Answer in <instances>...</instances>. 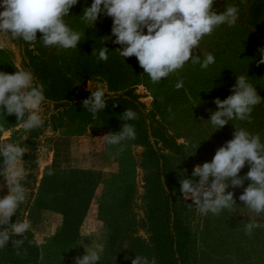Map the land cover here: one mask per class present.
Here are the masks:
<instances>
[{
    "label": "rangeland",
    "instance_id": "obj_1",
    "mask_svg": "<svg viewBox=\"0 0 264 264\" xmlns=\"http://www.w3.org/2000/svg\"><path fill=\"white\" fill-rule=\"evenodd\" d=\"M90 6L92 0H88ZM78 5V6H77ZM76 7H80L77 3ZM226 5L239 7V19L229 27L222 24L211 35L205 36L194 51L201 61L205 53L215 57V63L208 69L199 64L187 62L177 72L162 78L159 83L150 78L139 66L135 56L122 58L114 50L120 45L108 41V60H98L103 44L100 38L111 35L112 18L101 15L95 26L83 21L90 36H82L75 49H61L53 46L60 66L69 84L80 91H95L103 85L105 94L131 91L166 135L186 154L191 170L196 165L211 162L218 148L234 138L235 126L252 134L259 133L264 143V103L255 106L251 122L232 120L216 129L208 121L218 108L216 98L226 99L236 76L248 75L249 82L264 98V64L257 66L261 58L258 51L264 47V0H214L213 11H225ZM260 6L259 16L254 9ZM73 6L65 23L73 30L79 20L74 19L77 8ZM0 11H3L0 8ZM147 30L145 29V34ZM115 39V37H113ZM0 72L14 74L23 70L20 64L16 41L0 34ZM93 51V54H91ZM182 81L183 86L176 85ZM169 107L171 112L168 111ZM51 107L43 103L41 115L46 116ZM23 127L17 117L0 110V144L13 143L25 150L23 165L28 170L22 183L28 190L24 203L20 205V221H29L28 233L36 244V264H60L61 224L58 212L38 206L35 196L46 170H76L88 174L93 190L88 205L82 214L75 239L63 250L62 261L69 263L83 257L86 249L91 251L97 244L104 245V251L97 264H117L123 261L126 247L131 239H138L150 246L144 218V183L140 167L141 151L130 139L118 145H108L102 137L108 133L122 131L120 127L102 126L98 122L75 124L65 128L43 129L37 137V153L33 165L27 159L28 148L23 144ZM3 158L0 157V170ZM250 170L246 162L239 176L245 177ZM198 182L199 177H193ZM210 177V181H211ZM60 180V178L58 179ZM236 205L231 210L223 209L220 214H203L189 199L186 218L187 241L184 247V264H264V213L259 215L245 207L239 197L251 183L245 179L243 186L232 187ZM111 191V192H110ZM122 198L124 207L118 210L124 223L118 234L111 235L106 224L109 196ZM9 194L6 180L0 176V198ZM191 204V206H189ZM255 220L262 227L245 234L244 226ZM67 237V234L63 236ZM63 238V239H64ZM150 264L152 261L149 260ZM64 264V263H62Z\"/></svg>",
    "mask_w": 264,
    "mask_h": 264
},
{
    "label": "clouds",
    "instance_id": "obj_2",
    "mask_svg": "<svg viewBox=\"0 0 264 264\" xmlns=\"http://www.w3.org/2000/svg\"><path fill=\"white\" fill-rule=\"evenodd\" d=\"M77 3L78 0H0L3 9L0 11V34L34 44L39 32L46 47L75 49L83 34L71 29L64 17ZM213 4L214 0H92L91 5L84 8L82 20L95 26L101 15L112 18L111 35L100 38L103 46L98 60H108L109 49L104 45L111 41L121 46L114 50L120 57L135 56L151 82L159 83L162 78L182 69L187 62L199 64L204 70L215 63L211 53H205L201 61L200 55H194V51L199 48L200 41L218 26H234L239 19V7L226 5L225 11L217 14L213 11ZM3 43L0 41V46ZM258 51L261 58L256 62L257 66L264 64V47ZM182 86V81L176 85L177 89ZM44 87L31 70H17L14 74L0 72V110H6L8 115L14 114L25 131L40 128L44 123L41 115V106L45 102ZM230 91L232 94L226 99L213 101L218 110L208 121L217 130L232 120L250 123L255 106L264 103V98L249 82L248 75L236 76ZM105 97L103 85L98 84L82 106L95 118L107 106ZM168 111L171 112L170 107ZM122 118L130 121L139 119V116L132 109H126ZM233 136L218 148L211 162L194 167L192 176L199 177L198 182L187 178L179 181L183 199H191V204L203 214L218 215L223 209L231 210L236 202L232 192L226 193L228 182L232 187H240L245 179L251 183L240 195V201L251 212L264 213V143H261L259 133L252 134L236 126ZM135 138L134 127L128 123L123 124L122 131L102 137L108 145ZM24 154L25 150L17 144H0V157L3 158L0 176L5 178L9 189V194L0 198V249L7 245L10 236L23 237L11 241L18 256L27 239L24 234L31 228L27 220L10 222L28 195L22 183L28 172L23 165ZM246 162L250 170L242 178L239 173ZM48 174L55 173L49 170ZM259 227L262 225L250 220L244 226L245 234L251 235L253 229ZM103 251V244H97L91 251L86 249V254L77 257L75 264H97ZM132 264L150 262L147 257L136 255Z\"/></svg>",
    "mask_w": 264,
    "mask_h": 264
},
{
    "label": "trees",
    "instance_id": "obj_3",
    "mask_svg": "<svg viewBox=\"0 0 264 264\" xmlns=\"http://www.w3.org/2000/svg\"><path fill=\"white\" fill-rule=\"evenodd\" d=\"M74 19L79 20L76 31L82 36H90L82 20L83 10L89 6L88 0H78ZM78 6V5H77ZM260 6L254 9L255 17L259 16ZM42 34L37 32V41L27 44L22 39H14L19 50L20 64L23 70H31L36 80L44 84L45 102L51 107L44 116L40 128L23 131V144L28 148L27 159L31 164L36 159L37 137L43 129L65 128L75 124L98 122L102 126L120 127L124 123L134 127L136 138L131 143L139 146L141 151L140 167L143 171L144 183V218L147 232L150 236V246L144 245L138 239H131L126 247L123 261L117 264H132L136 255L147 257L152 264H184V247L187 241L186 218L188 200L183 199L180 191L182 178L193 179L190 163L186 154L176 145L145 111L137 97L129 90L121 93L105 94L107 106L99 111L95 118L83 108V101L92 91H80L71 86L65 77L52 47H46L40 40ZM126 109L135 111L139 119L125 121L122 114ZM51 170V169H50ZM55 174H45L38 187L35 202L38 206L58 212L62 218L57 236L60 235V264H75L61 262L63 250L68 249L75 239L83 212L88 205L93 186L86 180L88 174L76 170H52ZM60 178V180H58ZM111 192V191H110ZM124 200L109 196L106 224L115 237L122 228L124 220L118 210L123 209ZM20 206L11 218V223L20 220ZM7 227V226H4ZM67 234V237L63 236ZM20 252L16 255L11 241L23 237L10 236L7 245L0 249V264H36L38 250L32 237L24 234ZM64 238V239H63ZM26 250V254L25 253Z\"/></svg>",
    "mask_w": 264,
    "mask_h": 264
}]
</instances>
